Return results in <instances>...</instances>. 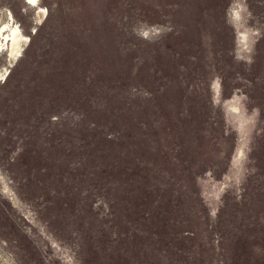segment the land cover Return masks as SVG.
<instances>
[{
	"label": "rangeland",
	"instance_id": "obj_1",
	"mask_svg": "<svg viewBox=\"0 0 264 264\" xmlns=\"http://www.w3.org/2000/svg\"><path fill=\"white\" fill-rule=\"evenodd\" d=\"M0 264H264V0H0Z\"/></svg>",
	"mask_w": 264,
	"mask_h": 264
},
{
	"label": "bare ground",
	"instance_id": "obj_2",
	"mask_svg": "<svg viewBox=\"0 0 264 264\" xmlns=\"http://www.w3.org/2000/svg\"><path fill=\"white\" fill-rule=\"evenodd\" d=\"M33 2V1H32ZM10 22V21H9ZM9 25V24H8ZM3 29V28H2ZM20 32V31H18ZM6 33V32H5ZM3 48V47H2ZM19 52V37L16 34L12 40L11 48H10V55H16Z\"/></svg>",
	"mask_w": 264,
	"mask_h": 264
}]
</instances>
